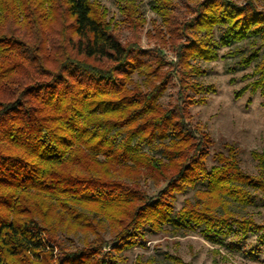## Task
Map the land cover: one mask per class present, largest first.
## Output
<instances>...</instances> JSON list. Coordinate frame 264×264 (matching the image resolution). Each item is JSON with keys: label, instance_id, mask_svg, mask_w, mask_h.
<instances>
[{"label": "trees", "instance_id": "trees-1", "mask_svg": "<svg viewBox=\"0 0 264 264\" xmlns=\"http://www.w3.org/2000/svg\"><path fill=\"white\" fill-rule=\"evenodd\" d=\"M158 1L179 39L176 63L165 72L162 50L153 69L138 48L120 41L91 0H0V264H121L118 254L141 231L168 227L198 231L214 243L231 238L236 249L249 234L264 242V225L229 209L231 201L251 203L248 188L264 194V154L253 153L257 177L242 171L230 145L209 170L211 141L199 136L189 114L194 96L206 92L195 62L217 60V44L252 39L240 64L257 62V78L237 97L249 90L264 96V8L256 0H191L189 18L173 23L174 0ZM133 9L123 11L131 18ZM173 77L178 97L165 108L160 99ZM144 174L165 183L156 196L142 189ZM200 182L207 189L175 212L176 195ZM103 222L110 225L109 252L102 226L96 228ZM60 231L94 238L69 251Z\"/></svg>", "mask_w": 264, "mask_h": 264}, {"label": "rangeland", "instance_id": "rangeland-1", "mask_svg": "<svg viewBox=\"0 0 264 264\" xmlns=\"http://www.w3.org/2000/svg\"><path fill=\"white\" fill-rule=\"evenodd\" d=\"M235 1L239 5H244L247 0ZM91 2L100 7L101 12L105 14L104 19L111 24L115 35L124 45H132L136 50L138 48L143 61L145 60L153 69L157 68L158 61L162 59L158 51L162 50L166 67L163 69L158 67L160 72L172 69L171 64L176 63L173 50L177 47L179 39L169 32L173 28L166 27L158 0H91ZM256 3L258 7L264 8V0H256ZM130 4L134 5V9L130 11L131 18L127 11H123ZM192 4L191 0H174L173 6L168 11L172 16L169 19L173 23H181L184 18H189V6ZM132 18H134L133 21ZM221 35L222 30L217 28L214 40L219 42ZM216 47L219 57L217 60L195 62L203 72L197 81L205 86L206 92L194 96L196 102L189 107L191 123L200 129L199 136L203 133L211 141L210 155L206 162L209 170L218 164L215 158L217 154L228 155L230 145L237 151L242 171L257 177L260 169L253 153L264 154V96L260 91L253 93L249 90L237 97L243 88L257 78L254 75L257 62L249 67L240 64L241 58L250 54L252 39L235 43L230 47H222L218 44ZM133 79L139 84L143 81V78L137 74ZM179 89V82L173 77L160 99V104L165 108L174 106ZM143 150L152 156L162 157L161 153L154 148L145 146ZM140 185L149 196H156L165 187V183L155 182L145 174L140 179ZM206 189L207 183L200 182L195 190L176 195L173 202L174 211L178 212L187 206L188 202H194L196 192ZM248 190L251 203L243 205L231 201L229 209L238 218H252L256 223L264 225V194L253 188H248ZM101 226L102 236L108 243L104 252H109L112 247L110 225L103 222L100 225L97 224L96 228L101 230ZM86 232L71 234L60 231L58 236L66 250L75 251L83 248L85 238L91 235ZM90 238L94 236L91 235ZM132 241L136 242L133 247L118 254L121 264H137L138 262L264 264V242H257V234H249L248 239L240 245L239 249L231 246V238L220 239V242L214 243L204 239L198 231L176 232L169 227L159 233L144 229ZM54 254L59 253L56 250Z\"/></svg>", "mask_w": 264, "mask_h": 264}]
</instances>
